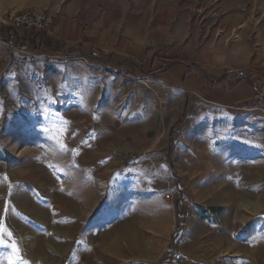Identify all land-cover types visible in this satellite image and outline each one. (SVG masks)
I'll return each instance as SVG.
<instances>
[{"label":"rangeland","instance_id":"374dc122","mask_svg":"<svg viewBox=\"0 0 264 264\" xmlns=\"http://www.w3.org/2000/svg\"><path fill=\"white\" fill-rule=\"evenodd\" d=\"M165 2L201 42L190 65L242 77L247 104L41 43L59 21L114 31ZM35 12L48 30L0 37V264H264V0H0V26Z\"/></svg>","mask_w":264,"mask_h":264},{"label":"crops","instance_id":"0c3cea01","mask_svg":"<svg viewBox=\"0 0 264 264\" xmlns=\"http://www.w3.org/2000/svg\"><path fill=\"white\" fill-rule=\"evenodd\" d=\"M153 2L151 7L155 5ZM166 3L160 5L159 13L145 14L148 18L144 17L142 21L136 17L126 26L118 27L114 31L120 28L119 35L112 33L114 31L110 26L113 22L108 25L99 19L83 36L79 23L59 21L49 38L59 48L78 52L92 65L129 71L137 77H152L170 84L176 81L189 97L190 94L198 95L203 102L211 105L234 108L247 104L251 99V84L242 77L229 76L227 86L224 81H211L224 71L222 68L206 78L190 65L195 54L192 48L195 46L198 52L201 42L187 39L189 33L184 31V19H175L176 26L172 24L174 19L169 17ZM186 108L187 105L183 111Z\"/></svg>","mask_w":264,"mask_h":264},{"label":"built area","instance_id":"2783aa9c","mask_svg":"<svg viewBox=\"0 0 264 264\" xmlns=\"http://www.w3.org/2000/svg\"><path fill=\"white\" fill-rule=\"evenodd\" d=\"M2 24L8 27H23L25 29L33 31H46L52 24L51 18L43 13H21L15 14L11 13L5 19H3ZM174 260L180 259V254L175 253Z\"/></svg>","mask_w":264,"mask_h":264},{"label":"trees","instance_id":"16d2710c","mask_svg":"<svg viewBox=\"0 0 264 264\" xmlns=\"http://www.w3.org/2000/svg\"><path fill=\"white\" fill-rule=\"evenodd\" d=\"M16 33L14 31V29H12L11 27H1L0 26V37H2L5 41L9 39H15L16 37ZM43 44H45L47 47H51V46H54L55 48H58L59 47L57 46L56 43H53L52 40L50 39H46V37H43V39L41 40ZM25 42H23L24 44ZM220 79L218 78L217 81L213 79V81L215 82H218ZM186 118V110L183 112L182 116L180 117V119L175 123V125L172 127L173 128H176L177 126H179ZM179 218L177 217V220Z\"/></svg>","mask_w":264,"mask_h":264},{"label":"snow or ice","instance_id":"6c2138e0","mask_svg":"<svg viewBox=\"0 0 264 264\" xmlns=\"http://www.w3.org/2000/svg\"><path fill=\"white\" fill-rule=\"evenodd\" d=\"M0 232H3V234L8 235L9 237L11 236V233H7L6 230L0 229ZM0 243H2V238H0ZM12 248L14 251H18V249H16L15 245H12ZM10 264H15V261L10 259Z\"/></svg>","mask_w":264,"mask_h":264}]
</instances>
